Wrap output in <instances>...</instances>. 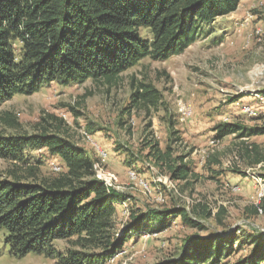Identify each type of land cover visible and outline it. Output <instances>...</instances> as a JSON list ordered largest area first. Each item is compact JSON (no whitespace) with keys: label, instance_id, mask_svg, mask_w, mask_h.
Returning <instances> with one entry per match:
<instances>
[{"label":"trees","instance_id":"16d2710c","mask_svg":"<svg viewBox=\"0 0 264 264\" xmlns=\"http://www.w3.org/2000/svg\"><path fill=\"white\" fill-rule=\"evenodd\" d=\"M240 2L0 0V106L52 83L113 86L144 59L161 62L182 54ZM130 89L129 107L164 111L168 141L179 142L176 116L152 82L132 76ZM214 131L219 140L240 131V136H264V125L244 132L239 125L218 124ZM69 133L65 121L53 115L26 133L15 114L0 112V159L7 164L0 173V231L11 256L32 253L61 264H107L124 250L129 237L157 235L177 216L186 226L205 229L198 222L211 217L205 206H198L192 216L184 208H136L118 228V208L125 196L96 177L101 157ZM148 146L149 158L172 182H188L192 172L184 158L172 157L170 146L164 151L154 143ZM252 149L246 152L250 164L264 163V151ZM37 151L60 161L57 173L43 171V158L31 156ZM255 207L257 213L264 211L261 202ZM242 250L246 254L231 264H263L264 234L247 239L235 234L188 236L176 258L156 264H230L227 259Z\"/></svg>","mask_w":264,"mask_h":264},{"label":"rangeland","instance_id":"374dc122","mask_svg":"<svg viewBox=\"0 0 264 264\" xmlns=\"http://www.w3.org/2000/svg\"><path fill=\"white\" fill-rule=\"evenodd\" d=\"M204 34L166 61L142 60L113 86L91 81L68 86L52 83L0 106V112L15 114L26 133L48 115L61 118L77 144L101 157L98 175L113 177L111 187L125 196L116 220L120 229L126 221L122 210L184 208L192 216L198 206L209 208L211 217L198 220L204 230L186 226L177 216L157 235L129 237L125 253L107 264L174 259L192 235L235 234L247 239L264 234V211L255 212V206L264 204V163L253 166L246 155L253 146L264 151V136H240L241 130L219 140L214 131L218 124L239 125L244 132L264 125V0H241L234 13L218 18ZM132 76L152 82L161 92L166 108L176 116L179 142L168 141L164 111L147 113L129 107ZM179 102L191 110L184 120ZM149 143L161 151L170 146L172 157L184 158L192 172L187 183L172 182L149 158ZM31 156L43 158L47 174L61 167L44 151ZM6 167L0 159V173ZM245 254L242 250L227 261L231 264ZM59 261L32 253L11 256L0 231V264Z\"/></svg>","mask_w":264,"mask_h":264},{"label":"built area","instance_id":"2783aa9c","mask_svg":"<svg viewBox=\"0 0 264 264\" xmlns=\"http://www.w3.org/2000/svg\"><path fill=\"white\" fill-rule=\"evenodd\" d=\"M178 112L182 118L181 120H184L185 118H188L191 115V110L189 108L185 107L184 105H182L180 102L178 103ZM131 175H132V177L134 176V174H132V173H131ZM96 177L98 179L102 180L105 183V185L111 186V182L113 181V177L108 176L106 178H101L97 172H96ZM166 181H167V179H166ZM173 188H174V186H173ZM121 212H122L121 214H122L123 219L127 220L128 216H129L128 210H122ZM124 253H125V250L117 253L114 257H112V259H110L109 262L115 261L116 258L122 256Z\"/></svg>","mask_w":264,"mask_h":264}]
</instances>
